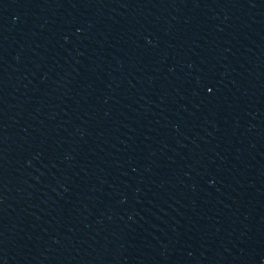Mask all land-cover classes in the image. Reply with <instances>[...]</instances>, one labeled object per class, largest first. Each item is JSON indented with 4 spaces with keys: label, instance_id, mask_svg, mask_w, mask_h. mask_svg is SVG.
Returning <instances> with one entry per match:
<instances>
[{
    "label": "water",
    "instance_id": "water-1",
    "mask_svg": "<svg viewBox=\"0 0 264 264\" xmlns=\"http://www.w3.org/2000/svg\"><path fill=\"white\" fill-rule=\"evenodd\" d=\"M0 264H264V0H0Z\"/></svg>",
    "mask_w": 264,
    "mask_h": 264
}]
</instances>
